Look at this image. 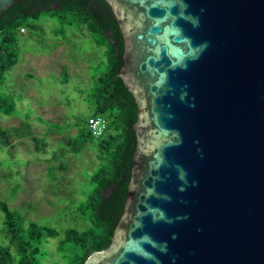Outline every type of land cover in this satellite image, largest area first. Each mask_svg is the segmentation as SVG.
Wrapping results in <instances>:
<instances>
[{
	"label": "water",
	"instance_id": "water-1",
	"mask_svg": "<svg viewBox=\"0 0 264 264\" xmlns=\"http://www.w3.org/2000/svg\"><path fill=\"white\" fill-rule=\"evenodd\" d=\"M106 1L137 146L111 242L84 264H264V0Z\"/></svg>",
	"mask_w": 264,
	"mask_h": 264
},
{
	"label": "rangeland",
	"instance_id": "rangeland-1",
	"mask_svg": "<svg viewBox=\"0 0 264 264\" xmlns=\"http://www.w3.org/2000/svg\"><path fill=\"white\" fill-rule=\"evenodd\" d=\"M36 24V30L19 34L17 63L0 84V97H21L15 116L0 113V128H22L25 134L0 146V202L27 221L59 231L60 238L48 239L41 253L46 264H65L58 242L65 230L86 227L76 209L92 192L89 179L98 167L94 145L75 155L68 152L67 141L82 127L76 124L92 116L85 98L106 63L104 48L84 28H65L55 37L57 21L43 16ZM1 223L0 212V244Z\"/></svg>",
	"mask_w": 264,
	"mask_h": 264
},
{
	"label": "trees",
	"instance_id": "trees-1",
	"mask_svg": "<svg viewBox=\"0 0 264 264\" xmlns=\"http://www.w3.org/2000/svg\"><path fill=\"white\" fill-rule=\"evenodd\" d=\"M43 16L60 24L54 31L55 37L65 28H84L94 44L104 48L106 69L94 78L85 101L92 109V116L107 120V131L96 139L87 130L86 119H82L76 124L82 127L67 141L68 152L75 155L88 143L97 150L98 167L89 179L93 190L85 203L76 209L86 227L65 230L63 239L58 242L65 264H84L93 253L109 246L124 212L137 146L132 126L137 123L138 104L118 75L123 66L124 41L112 7L106 0H21L2 13L0 84L4 82L6 72L17 63L20 30H36V22ZM20 98L0 97V113L15 116ZM24 135L22 128H0V146L7 147L10 138H23ZM31 140L35 150L41 151L40 141L35 137ZM0 212V264H46L41 247L48 239L60 238L61 233L27 221L6 202H0Z\"/></svg>",
	"mask_w": 264,
	"mask_h": 264
},
{
	"label": "built area",
	"instance_id": "built-area-1",
	"mask_svg": "<svg viewBox=\"0 0 264 264\" xmlns=\"http://www.w3.org/2000/svg\"><path fill=\"white\" fill-rule=\"evenodd\" d=\"M20 33H25L24 29ZM86 128L92 137L101 138L107 131V120L100 116H90L86 119Z\"/></svg>",
	"mask_w": 264,
	"mask_h": 264
}]
</instances>
